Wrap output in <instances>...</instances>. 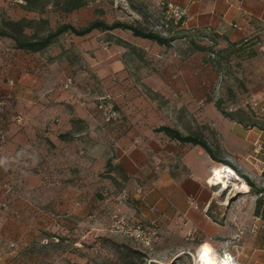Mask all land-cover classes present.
<instances>
[{
	"label": "crops",
	"instance_id": "0c3cea01",
	"mask_svg": "<svg viewBox=\"0 0 264 264\" xmlns=\"http://www.w3.org/2000/svg\"><path fill=\"white\" fill-rule=\"evenodd\" d=\"M55 1L43 13L26 9L25 0H0V8L13 18H47L54 28L66 22V13L67 21L76 25L99 16L92 2L66 12ZM153 1L157 0L149 3ZM169 1L186 8L183 27L188 32L214 33L223 46L231 41L243 63H253L257 83L253 91L264 99V0ZM119 37L137 49L119 44ZM7 45H12L10 39L0 40V99L5 100L0 125L8 135L1 155L13 158L17 147L38 153L50 146H65L60 154L68 163L77 162L79 173L84 171L82 165L97 171L111 159L133 183L132 195L138 198L135 206L140 212L136 216L158 220L165 234L187 235L194 229L189 244L207 241L218 255L227 249L224 239L243 227L239 246L229 249L240 264H264V196L254 192L253 223L242 217L237 220L227 210L220 219L210 208L216 195L207 179L221 163L202 146L170 139L156 130L163 124L184 132L198 126L221 147L223 157L249 177L264 181V127L246 125L216 106L210 90L218 73L202 53L182 58L173 48L126 29L64 33L38 52L15 47L7 52ZM87 73L93 77V88L101 92L86 97L77 87H64L69 76ZM149 89L158 95L150 96ZM107 91L124 113L122 120L105 123L101 119L92 98ZM62 100L73 107L60 106ZM18 114L23 115L22 122L15 120ZM73 118L83 119L85 127L71 140L61 139V133L72 130ZM27 177L32 178V173ZM84 177H74V186L84 187ZM248 191L253 193L250 185ZM119 207L131 209L126 204Z\"/></svg>",
	"mask_w": 264,
	"mask_h": 264
},
{
	"label": "rangeland",
	"instance_id": "374dc122",
	"mask_svg": "<svg viewBox=\"0 0 264 264\" xmlns=\"http://www.w3.org/2000/svg\"><path fill=\"white\" fill-rule=\"evenodd\" d=\"M151 4L155 5L154 15L157 16L159 9L155 1L92 0L94 11L99 16L108 20L139 19L148 26L153 24L147 18ZM99 9H102L101 12ZM71 20L79 22L78 17H71ZM183 47L185 43L180 40L172 48L183 57ZM197 52L202 53L203 58L206 55L205 52ZM219 58L223 71L219 73L215 69L218 77L210 93L215 97L224 96L228 104L260 101L253 91L257 86L253 63H243L237 53L222 52ZM74 79L76 84L72 88H66L65 84L64 87L68 90L77 87L75 89L86 97L101 92L98 87L93 88L90 73L76 74ZM104 94H109L115 102V96L110 91L98 93L97 97ZM97 97L92 98L93 101L96 102ZM60 103L65 109L73 107L70 104L67 106L66 100ZM199 129L196 126L193 131ZM64 148L37 150L40 159L35 167H31V161L23 159L21 162L16 156L7 155V170L0 168V264H152L153 261L155 264H196L200 246L190 245L188 234H165L161 228L159 239L152 248L144 247L130 236L113 217L115 209L121 204L131 208L130 211L120 208L130 221L147 224L155 221L136 216L140 212L135 206L138 198L132 195L133 183L124 177L122 171H114L115 178L111 177L106 164L97 171L88 164L82 165L84 171L79 173L78 163H68L66 157L60 154ZM24 171L32 173L33 177L23 175ZM80 174L85 176L84 187L72 183V179ZM237 174L231 176L227 187L207 181L216 195L210 208L220 219L223 218L221 213L227 210L235 219L242 217L243 221L246 219L251 224L256 195L234 187V181L247 183ZM250 177L254 179L256 188L263 187L262 179L253 175ZM123 187L128 190L129 197L118 202ZM175 255L181 256L175 258Z\"/></svg>",
	"mask_w": 264,
	"mask_h": 264
},
{
	"label": "trees",
	"instance_id": "16d2710c",
	"mask_svg": "<svg viewBox=\"0 0 264 264\" xmlns=\"http://www.w3.org/2000/svg\"><path fill=\"white\" fill-rule=\"evenodd\" d=\"M50 1L51 0H25L24 7L28 10H36L40 13H43ZM91 2L92 0H56L54 3L68 12L71 10H75L81 6L87 5ZM156 2L159 9L157 13L158 15H154V12L156 10L154 9L155 5L152 4L150 5L147 13V18H150L153 22V24L150 26L140 21L139 19L129 21L121 18H116L113 20H108L105 17L98 16L90 20L85 25H76L69 21H66L54 28L50 27L49 20L47 18L35 19L27 16L13 18L7 13V11L0 8V40L3 38H8L11 40L12 45H7V52L12 51L13 47L29 52H38L48 48L64 33L71 32L75 35H85L94 29L105 31L114 29H126L130 30L135 36L154 40L160 45L166 46L167 48H172L176 42L183 40L185 43V47L181 49V54L183 56L182 58H186L197 51L205 52L206 55L204 56V60L210 61L219 73H222L223 71L222 61L219 58L220 53L226 52L228 54H239V49L236 48L231 41H227V45L223 46L220 44L217 35L214 33L205 32L202 30H194L192 32H188L183 27L185 17L178 21H171L167 27L164 26V24H162L164 9L159 5V0H157ZM101 10L102 9H99L100 12ZM117 42L119 44L129 46L132 50L137 49L135 45H131L129 41L120 37L117 39ZM149 94L152 97H156L158 95V93L153 92L150 89ZM0 100H3V103H5V100L3 98H1ZM215 104L224 114L230 116L233 119H236L237 121H240L246 125H259L264 127V111L260 107L255 106L252 102L244 101L243 104H228L226 98L220 95L218 97H215ZM0 106H2V104H0ZM72 125V130L66 131L59 135L61 139L71 140L74 137V134L77 133V131L82 130L85 127V123L81 118H73ZM156 130L159 132H163L170 139L182 143H192L194 145L202 146L212 157V159L217 163H221L222 165H229L233 169H235L238 174L242 176L243 179L250 185V191L259 193V196L260 193L264 191L262 189L256 188L255 182L248 175L238 169V167L231 161L223 157V155L221 154V147L218 144L212 143L201 129H199L200 131L198 130L184 132L181 131L178 127L163 124L156 127ZM7 142L8 135L5 132L4 126L0 125V149L4 147ZM50 143L54 147V143L52 141H50ZM22 149L30 151V149L17 147L13 150L16 159L17 153H19ZM49 149H51V146L49 147ZM23 159L28 160L25 157L20 159V161L22 162ZM106 166L111 177L115 178V174H113L114 171H122V174L126 178L121 166L119 164L113 163L111 159L107 161ZM123 189H126V187H123L122 190ZM117 209H115L114 212H121L120 208ZM149 223L145 224L156 225L159 230H161L162 228L158 220L151 222L149 221ZM204 242L205 241H202L198 243V245L200 246ZM179 256L181 255H175V258H178ZM154 262L155 261H153L152 264H155Z\"/></svg>",
	"mask_w": 264,
	"mask_h": 264
},
{
	"label": "built area",
	"instance_id": "2783aa9c",
	"mask_svg": "<svg viewBox=\"0 0 264 264\" xmlns=\"http://www.w3.org/2000/svg\"><path fill=\"white\" fill-rule=\"evenodd\" d=\"M18 2H24V0H14ZM159 5L163 7L164 17L162 19V24L168 26L171 21H178L185 17L186 8L180 7L173 1L169 0H159ZM75 84V79L73 76H69L65 81L66 88H72ZM255 106L260 107L264 111V99L260 101L252 102ZM0 104H3V100H0ZM95 106L99 111L100 117L105 123H111L115 120H122L124 113L121 109L117 108L114 99L109 94L100 95L97 97ZM17 122L23 121V115L18 114L15 116ZM209 182V178L207 179ZM264 186V181H263ZM141 190V188L139 189ZM260 196H264V191L260 193ZM129 197V192L127 189L123 191L118 196V202L126 201ZM113 217L116 218L117 224L122 226L130 236L139 241L144 247L152 248L156 241L159 239L160 230L156 225H146L142 221H130L124 214L119 211L114 212ZM245 229L239 227L238 230L231 236L224 239V244L227 247L223 250L219 257L222 261H226L229 264H240L236 258V255L229 249V247L239 246V242L244 234ZM188 238L192 239L194 236V229L188 232Z\"/></svg>",
	"mask_w": 264,
	"mask_h": 264
},
{
	"label": "bare ground",
	"instance_id": "6f19581e",
	"mask_svg": "<svg viewBox=\"0 0 264 264\" xmlns=\"http://www.w3.org/2000/svg\"><path fill=\"white\" fill-rule=\"evenodd\" d=\"M235 174L237 173L229 165H221L209 176V182L212 184L222 183L224 187H227L230 184L231 176ZM233 185L236 189H249V185L245 182L239 184L234 181ZM217 253L213 245L205 241L200 245L196 254V264H229L222 261Z\"/></svg>",
	"mask_w": 264,
	"mask_h": 264
},
{
	"label": "clouds",
	"instance_id": "9594fccd",
	"mask_svg": "<svg viewBox=\"0 0 264 264\" xmlns=\"http://www.w3.org/2000/svg\"><path fill=\"white\" fill-rule=\"evenodd\" d=\"M25 157L31 161V167H35L36 165L39 164V159H40L39 155L34 150L28 151L22 149L19 153H17V161ZM8 166H9V157L7 155H0V168H4L5 170H7ZM22 174L27 176L29 172L24 171Z\"/></svg>",
	"mask_w": 264,
	"mask_h": 264
}]
</instances>
